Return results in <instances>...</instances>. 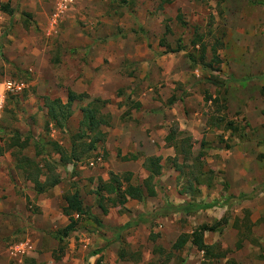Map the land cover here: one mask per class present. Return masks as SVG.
I'll list each match as a JSON object with an SVG mask.
<instances>
[{"label": "crops", "instance_id": "1", "mask_svg": "<svg viewBox=\"0 0 264 264\" xmlns=\"http://www.w3.org/2000/svg\"><path fill=\"white\" fill-rule=\"evenodd\" d=\"M58 1L0 0V4H7L10 10V13L0 10V34L1 30L4 29L3 25L12 26L7 38L10 40L12 51L16 49L14 52L21 54H24V48H27V53L31 54V56L38 53V46L33 45L32 47L30 39L34 37L35 33H39L42 37L53 38L54 47L58 48L62 55L66 53L68 62L71 63L72 67L77 65L80 56H82L83 60L79 62L81 71L75 73L72 81H66V83L63 81L64 86L67 87L65 97L60 96L59 99L54 98L51 100H59L62 104L65 103L67 91L75 95L84 93L87 97L102 101L112 99V106L104 104L99 110L101 115H108V124L100 127L104 137L103 142L100 144L101 148H97L102 151L104 161L102 162L101 157H96V159L101 161L103 167L107 168L110 165L111 170L109 172L115 174L128 172L133 173V175L137 174L144 179L146 172L141 167L143 160L151 156L160 157L158 163L160 171L153 180L154 196H144L141 201L127 199L121 211L119 207L108 208L105 215H101L96 208L97 210L92 211L91 214L98 219L99 224L85 219L86 222H82L80 228L71 232L73 235L68 239L69 249H65L66 251L64 250L60 257H55V253L47 252L43 253V255L34 251L41 247V243L45 244V241H41L44 231H51V229L54 231L62 228V225H58L60 227L57 228L53 220V218H58L59 221L61 210L59 213L58 210L53 208H41V213L38 216L37 214L34 215L31 221L34 222V227L30 230V233H34L38 237H32L34 241H31V238H25L31 252L26 251L25 254L28 255H23L22 258L30 256L27 260H30L31 264H82L85 255L87 264H93L98 257H101L105 263L122 264L121 261L117 260V252L121 246L120 236L125 230L131 228L141 231L147 230V233L144 236L142 235L141 238L142 241H145L150 229L152 233L157 234V232H160L161 226L165 224L163 230L169 226L174 233L173 240L168 237L171 246L178 235L189 234L206 221L199 214H205L209 207H202L212 204L215 201V197L222 195L230 198L244 197L247 199L256 186V184H253L252 170L248 169V167H251L254 159L257 158H261V160L259 163L255 162V166H264V0H218L217 2L220 13L218 34L220 37L218 36L219 39L213 51L219 60V77L222 75L221 78L226 82L223 84V89H226V93L224 92L223 109H225L223 112L229 119L233 120H236L234 114L238 112L239 119H244L247 130H250L252 135L246 137L243 134L237 137L230 134L228 130H220V127H210L197 113L189 114L186 117L180 114L174 118L179 123L177 132H180L182 136H189L196 145L200 144L199 141L206 130H212L214 134H222L224 142L222 149L214 151V154H216L214 156H217V159L211 163L210 167L215 172L223 171L227 189L222 191L218 186L216 190L210 193L206 192L205 188H200L199 198L202 202L195 201L198 206H196L192 214H187V208H184L187 195L176 193L175 183L172 182L175 172L170 167H164L166 159L174 156L173 147L166 140L169 133L168 120L166 118L168 116L172 120L174 111L153 109V107L158 105L157 99L154 100L155 102H151L148 99L149 104H151L150 113L147 110H141L145 107L146 94L155 97L152 94V87L155 89L161 85V83L155 85L157 79L161 80L162 78L166 85L164 89L159 88L158 94L164 93L160 98L162 100L167 99L166 103L168 99H172L173 102L174 99L168 97L167 94L168 86L171 87L170 81L179 80V69H186L188 66L183 63V49L180 47L173 48L174 44L170 37L169 29L162 25L160 12H156L154 15L151 13L153 11H150L149 14L143 17L140 16L141 2L144 0H72L71 5L52 24L51 14L56 8ZM126 1L131 3L134 1V4H136L132 12L124 13L123 8L116 15L106 12L107 8L104 7L105 5L109 6L116 3V5L121 6ZM179 1L176 0V2ZM172 2L163 3L157 1L155 8L159 10L164 5H171ZM28 21L31 23L29 26L27 25ZM105 22L110 23V32L106 33L110 36L106 37L105 45H100L98 38L99 36H105V32H102L105 29L103 24ZM126 22L138 23V25L144 26L145 29H149H144L148 38L147 42L143 40L140 43L141 39H139L140 42L138 40V42L136 41L132 44V34L124 37L122 33L126 32V27H124ZM17 35L22 38H17ZM127 42L129 43L126 44ZM44 44L45 42H41V52L46 50ZM95 53L98 55L92 58ZM102 58L110 61V69L116 67L114 70L123 71L128 68L134 71L133 74L136 76L134 87L133 85L129 86L130 83L126 82V75L123 73L115 77L110 71H106L108 69L100 68L102 66ZM97 67H99V70L93 72L94 68ZM157 73L160 77H157ZM145 75H147V78L143 80ZM184 80H187V78ZM208 85L212 88L211 97L215 98L216 95L213 91L215 86H220V84ZM120 86L124 88V95H120V98H117L118 96L114 95V92ZM130 88L132 90L136 88L137 90L136 93H132L130 100H132L133 108H138L139 110L135 112L137 110L132 109L131 115L120 120L125 106L123 104L120 105L119 102L120 99L124 102L128 97ZM206 103L211 102L207 101ZM153 104L155 105L153 106ZM114 113L116 114L115 117L112 116ZM118 114L120 115L118 116ZM231 116L234 117L231 118ZM135 117H137V122L132 120ZM148 118H152L153 122L158 124V127L154 123L151 125L150 120L147 123L148 125L144 126L145 123L142 122V119L147 120ZM114 121L122 122L111 124ZM225 145L228 148H224ZM136 165H140L139 168L136 169ZM99 174L100 178L98 180H107V174L104 172ZM55 187L51 189L54 194L57 192ZM258 194L264 198V189ZM1 195L6 196L5 204L13 201L15 197L12 185L8 186L6 184V186H2L0 184ZM54 197L56 196L54 195ZM204 197H208V199ZM4 203L1 204L3 210L13 212V207L4 206ZM255 204L254 201L241 202L240 209L250 208ZM258 209L263 213L264 205L256 208V210ZM246 215L249 216L248 211H246ZM197 216L200 219L196 220ZM221 216L218 213L214 221L219 220ZM182 218L188 221L192 227L188 226L186 228L187 225H185ZM257 218L258 215H250V224L255 223ZM160 219L161 221H159ZM5 220L0 221V233L9 234V237L13 234L14 223L10 225ZM178 220L180 221L179 223L177 222ZM195 220L197 221L196 225L193 224ZM149 223H154L152 228L149 227ZM156 223L158 224L157 227L155 226ZM63 226L65 225L63 224ZM84 228H89L91 230L90 234H87ZM236 236L237 231L227 221L220 233L204 232L202 234V242L207 246H212L213 253H223L227 248L232 249L233 245L238 243L236 242ZM262 238L264 240V237ZM166 243L167 245L169 244L168 241ZM1 244L4 245L6 243L0 240ZM247 244L248 241L246 240L242 242L244 247L242 252H246L245 246ZM259 244L264 247V241L259 242ZM251 245H254V243H251ZM183 247L179 264H200L202 261L206 264H226L227 256L225 255L217 259L207 258L204 260L202 253L196 251L189 241ZM109 250L112 251L109 252ZM259 251V261H256L257 259L251 256L252 263L253 259L255 260L254 264H264V248ZM154 252L155 254L151 255L153 259L155 257L154 260L162 258L158 254L160 252L156 250ZM4 254L3 248L0 247V256ZM6 254L9 258L8 248ZM21 261V258L16 260L17 263H21ZM138 262L134 263L138 264ZM21 264H23V261ZM245 264L250 263L246 261Z\"/></svg>", "mask_w": 264, "mask_h": 264}, {"label": "rangeland", "instance_id": "2", "mask_svg": "<svg viewBox=\"0 0 264 264\" xmlns=\"http://www.w3.org/2000/svg\"><path fill=\"white\" fill-rule=\"evenodd\" d=\"M157 1L158 0H144L141 2L140 16L143 17L149 14L150 11H153L151 13L154 15L156 12H160L159 15L162 17V25L169 29V34L174 44L173 48L180 47L183 49V63L188 65V69L180 68L179 80L170 81L171 87L168 86L167 94L168 97H172L174 99L171 105L168 106L166 103L167 99L162 100L160 98V96L162 97L164 93L158 94L159 88L164 89L166 86L164 80L161 78V80L157 79V83L155 84L159 85V83H161L159 88L153 89L152 87V94L155 95V97L146 94V98L144 100L145 107H143L144 109L141 110H147L149 112L151 104H149L148 99H150L151 102L157 99L156 102H158V105L153 107V109L174 111V114L172 113V120H170L168 116L166 118V120H168L167 124L169 129H178L179 123L174 119L176 115L182 114L186 117L189 114L197 113V115L200 116L206 122V124L209 122V117H224L227 121H231L233 123L232 127L235 128V130L229 131L230 134H233L237 137H239V135L242 136L243 134L246 137L251 136L252 133L250 130H247L244 119H239L238 112H235L234 116L236 117V120H233L229 119L223 112L225 108L222 110L220 108L221 105L224 104V92L226 93V89H223V84L226 82L223 78H221L222 75L219 77L218 63L210 62L212 55L214 54L213 49L216 48V42L220 37V35H218L220 26V13L217 3L218 0H180L179 2L174 0L171 5H164L159 10L155 8ZM135 6L136 4H134V1H132V3L126 1L125 4H122L121 6L113 3L109 6L105 5L104 7L107 8V13L116 15L117 13H120L121 8H123L124 13H127L132 12ZM30 24V21H28L27 25L29 26ZM103 24L105 25V29L102 32H105V36H99L98 39L100 40V45H105V39L109 35L106 33L110 32V23L105 22ZM124 27H126V32L122 34L124 37L132 34V44L133 42H138L139 39H141V42L139 40L140 43H142L143 40L147 42L148 38L146 32H144V26H140L138 23L132 24V22H126ZM3 28L4 29L1 30L0 34V82L4 79H11L21 82L24 85V89L19 94L5 95L3 107L0 112V144L4 145L6 143H11L12 134L18 133L22 139H27V147L23 151V154L26 157L37 161L40 159V157H43L46 154V151L49 149V147L46 146L47 141H54L65 149L69 148L70 137H72L78 130V123L81 119V108L92 100V98L87 97L84 93L79 94L82 95V97L77 98L71 103L68 109V118H66L64 123L58 127L54 126V124L49 121L45 115L44 105L46 100H51L54 98L59 99L60 96L63 98L65 97V91L67 90V87L64 86L63 81L65 83L66 81H72L75 73L81 71L79 62L82 61L83 58L80 56L79 62L76 65L78 67L75 65L72 67L71 63L68 62L66 53L62 55L59 49L54 47L53 38H46L45 36L42 37L39 33H35V35H33L34 37L30 39L32 41V47L33 45L38 46L37 54H32L31 56V54L27 53V48H24V54L14 52L16 49L12 51L10 40L7 38L12 26L9 27L8 25H3ZM19 34L21 35V33ZM20 35H17V38H22ZM193 41L197 42H195L193 45ZM41 42H45L44 45L46 50L43 52H41ZM128 43L129 42L126 44ZM201 47H203V52L201 53L203 58L199 60L198 57L201 52ZM97 55L98 54L95 53L92 58H95ZM188 55L192 56L195 64L188 61ZM70 57L72 56L70 55ZM202 63L205 65L211 63V66L204 70L198 65H201ZM110 65V61L102 58V66L100 68L108 69L106 71H110L115 77L123 73L126 75V82L130 83L129 86L133 85L134 87V79H136V76L133 74L134 71H131L128 68L124 69L123 71H118L114 70L116 67L110 69ZM210 69H215V71H210ZM98 70L99 67L94 68L93 72ZM214 73H216V75H214ZM188 75L189 77H187ZM158 76L160 77V75L157 73V77ZM205 77H212L214 81H217L218 84H220V86H215V90L213 91V93L216 95L215 103H206L207 101H204L205 97H211L212 95V88H210L208 85L209 83L204 80ZM146 78L147 75H145L143 80H146ZM186 78L187 80H184ZM117 80L119 79L117 78ZM123 89L124 88L121 86L118 87L115 90L114 95L118 96L117 98H120V95H124ZM133 90L130 88L129 95L124 100V102H122V99H120L119 104H123V106H125V110H123L124 112L121 114L120 120H123L124 118L131 115L130 113L133 111L132 109H134L131 104L132 100H130V96L132 93H136L137 90L136 88L134 91ZM112 104V99H109L106 103V105L109 106H112ZM154 105L155 104H153V106ZM134 110H137L135 112H138L139 109L137 108ZM119 115L120 114H118V116ZM112 116L115 117L116 114L114 113ZM234 116H231V118ZM132 120L137 122V117L133 118ZM149 120L150 124L153 125V119L148 118L147 120L142 119V122L145 123L144 126H146ZM121 122L122 121H114L111 122V124ZM154 125L158 127V124L154 123ZM222 127L223 123H220V130H222ZM201 141L203 143L202 152L204 153L202 159L200 160L203 166L202 170H212L210 165L217 159V156H214L216 155L214 154V151L223 148L224 142L222 140V134H214L212 130H206L199 142ZM192 147V154L195 155L198 151L199 145H196V143L192 141ZM99 148L101 147L99 146ZM36 151H40L39 157H35ZM9 153L10 152L7 151L0 156V184L2 186H6V184L8 186L12 185L15 198H13V201H10L9 204H5L4 202H6V196H0V221H4V219H6L5 221H8L10 225L14 223L15 230L12 229L13 234L9 237V234L0 233L1 242L6 243L4 245H0V247L3 248V253H5L4 255L0 256V264H21L22 261L23 264H31L30 260H27V258H30V256L27 258H22L23 255H28L25 254V252L22 255L16 254L15 256L8 254V258L6 250L7 248L9 249V247H12L16 244L26 243L25 238H31V241H34V238L38 237V235L30 233L32 227H34V222H31L34 215L37 214L38 216V214L41 213V208H53L58 210L60 213V208L63 205L61 197L66 193L73 192L74 190L77 191L82 204L89 208L90 213L97 210L92 192L98 183V179L100 178L99 173L104 172L108 175L111 167L109 165L106 168L101 165V161H98L96 157H101L100 159L103 162L104 160L102 158V151L100 149H96L95 151L88 153L73 165L67 164L66 167H56L55 171L60 177V183L55 187V190L57 191L56 194H54L52 190L43 194H35L32 190V185L24 181L21 174L14 170L13 159ZM50 156L54 161H57V155ZM171 159L172 158L166 159L164 167L172 168ZM180 160L181 157L178 156L176 163L177 165L181 166L180 170L176 171L172 168L173 172H175L172 182L175 183L176 193L186 186L185 180L190 179L189 174L194 175L195 173V169L190 166L191 160L184 162ZM260 160L261 158L254 159L253 165L248 167V169L252 170L254 177L253 184H256V186L253 188V192L248 195L247 199L244 197L230 198L228 196H222L219 194L220 196L214 198L215 201L210 204L209 208L205 211V214H199L201 215L200 217L206 219L204 222L205 224H211L214 221L216 215L220 213L222 215L221 218L225 217V224L227 221H229L231 226L237 231L236 242L240 243V247L235 248L234 244L232 249L227 248L223 253H221L222 255L227 256L226 264H245L246 261L250 264H254L255 260L253 259L252 263L251 256H254L257 259L256 261H259V250L264 248L259 244V242L264 241L262 238L264 237V226H262L264 225V212L261 213L260 209L256 210V208H260L261 205H264V198L258 194L264 189V166H255V162L259 163ZM136 166L137 167L135 168L137 169L140 165ZM212 171L213 179L211 187L208 189L205 188L206 192L212 193L218 188V186L220 187V190L225 191L227 189V182L225 181L223 171ZM141 179L142 178H140L137 174L133 175L132 173L130 182L131 184H139ZM200 188L204 189L203 186L199 187V189ZM54 195L56 197H54ZM186 195V201L189 200L191 203H195V201L200 203L202 202L199 198L200 194L194 199L191 198L192 195L189 196L190 193ZM204 198L208 199V197ZM246 201H254L256 204L250 208L240 209L241 202ZM2 203H4V206L8 205L11 206V208L13 207V212H8L9 210L7 212L6 210L4 211L1 207ZM235 209H237V211H235ZM246 211H248L249 216L246 215ZM250 215H258L255 223L250 224ZM182 219L185 222V225H187L186 228L191 225L184 218ZM197 219H200L199 216H197L196 220ZM53 220L57 228L60 227L58 225H62L63 227V224H67V219L62 214L59 216V221L58 218H53ZM196 220L193 223L194 225L197 224ZM84 221L86 222L85 218H77L75 230L80 228L82 222ZM159 221H161V219ZM177 222L179 223L180 221L178 220ZM153 225L154 223H149L150 228H152ZM157 225L158 224L156 223L155 226L157 227ZM164 227L165 224L161 226V230L160 232H157V234L152 233V230L150 229L149 235L145 241H142L141 238L142 235L144 236L147 233V230L141 231L136 230V228L125 230L120 236V251L125 252V256L131 255L138 257V264H179L180 253L184 247L178 251L171 250L168 237L173 240L174 233L169 226L167 229L163 230ZM84 230L87 234H90L91 230L89 228H84ZM51 231L53 230L51 229ZM51 231H44L41 241H45V244L41 243V247L34 250L35 252H38V254H45L47 252L53 254V252H56V242L50 235ZM71 235L73 234L70 233L65 239L66 246L64 250L68 248V239ZM154 235H156L155 238ZM244 240L248 241V244L245 246L246 252H242L244 249L242 242ZM166 241H168V245ZM251 243H254V245H251ZM26 245H28V243ZM156 247L160 249V253L158 254L162 256V258L164 257L163 259L160 258L157 260L156 258V260H154L155 257L154 259L152 258L153 256L151 257L152 254H155L154 249H156ZM26 251L31 252V250ZM110 251L112 250H109V252ZM105 256L107 255L105 254ZM20 258L22 259L21 263H17L16 260ZM85 258L86 256L84 255L82 264H87ZM134 262L135 261L130 260L121 261L122 264H135Z\"/></svg>", "mask_w": 264, "mask_h": 264}, {"label": "trees", "instance_id": "3", "mask_svg": "<svg viewBox=\"0 0 264 264\" xmlns=\"http://www.w3.org/2000/svg\"><path fill=\"white\" fill-rule=\"evenodd\" d=\"M158 2L170 3L172 0H158ZM0 10L2 12L10 13L7 4H0ZM193 41L192 44L194 45ZM217 44V43H216ZM199 60L203 58L202 52L203 47L200 49ZM188 61L195 64L191 55H188ZM211 63H219L218 58L215 53L212 55L210 60ZM198 64L201 69H206L210 64ZM217 70V69H216ZM210 71H215V69H210ZM209 84H218L214 81L212 77H205L204 79ZM82 95H75L70 91H67L66 102L61 103L59 100H46L44 105L46 111V117L51 121L54 126H60L64 123V120L68 118V109L71 103L77 98H81ZM204 101H210L215 103V98L205 97ZM107 101H102L93 98L89 103L81 108V119L78 123L77 132L70 137L69 148L65 149L61 147L58 143L54 141H47L46 146L49 149L43 157L39 160H33L26 157L23 151L27 147V139L21 138L18 133H13L11 138V143H6L4 145L0 144V156L9 151L11 158L13 159V168L18 171L24 181L32 185V190L35 194H43L50 191L53 187L60 183V177L55 171L56 167H66L67 164L73 165L81 158L86 156L88 153L95 151L99 148L100 144L103 142L104 135L100 131L101 126L108 124V115H101L100 108L106 104ZM168 104L172 103V99H168ZM223 109V105L220 107ZM215 121V123H214ZM220 123H223V131L235 130L233 123L227 121L224 117H209L208 125L210 127H220ZM166 140L168 144L173 147L174 156L171 159L172 168L176 171L180 170V165H177L176 161L178 156L181 157L182 162L191 160V167L195 169L194 175L189 174L190 179H186V186L178 191V194L186 195L190 193L191 198L198 197L200 194L199 187L203 186L208 189L211 187L213 179V171L209 169L202 170L201 159L204 155L202 152V141L199 144L198 151L195 155L192 154V141L189 136H182L177 129H169ZM224 148H228L227 145ZM40 151L35 152V157H39ZM50 155H57V161H54ZM160 157H147L143 160L141 167L146 172V177L140 181L139 184H131L130 176L128 172L122 174H115L112 172L108 173V178L106 181L98 180V183L93 190L92 194L94 197V202L96 208L100 211L101 215H105L108 208L122 207L127 199L141 201L144 196L152 197L154 196L153 191V180L159 174ZM190 168V167H189ZM192 193V194H191ZM62 207L60 208L61 214L66 217L67 224L60 229L54 230L50 233L52 239L56 242V252L55 257H60L66 246L65 239L69 234L75 230L77 225V218L88 219L95 224H99V221L94 217L88 207L82 204L78 193L74 190L71 193H66L62 197ZM184 208H187V214H192L198 206L196 203H191L189 200L185 202ZM210 205H205L207 208ZM178 208V207H177ZM193 209V211H192ZM191 211V212H190ZM76 216V218H74ZM225 218V217H224ZM223 217L217 221H213L211 224L202 223L193 229L189 234H180L177 236L175 241L170 246L171 250H181L183 245L189 241L190 245L195 248L196 251L202 253L203 259L207 258H219L223 256L221 253H213V247L207 246L202 242V234L204 232H216L220 233L223 226L225 225V219ZM235 248H239V243H236ZM157 252L160 249L156 247ZM117 260H130L137 261L136 256H125V252H117ZM93 264H110L102 261L101 257H98ZM200 264H206L201 262Z\"/></svg>", "mask_w": 264, "mask_h": 264}, {"label": "built area", "instance_id": "4", "mask_svg": "<svg viewBox=\"0 0 264 264\" xmlns=\"http://www.w3.org/2000/svg\"><path fill=\"white\" fill-rule=\"evenodd\" d=\"M72 0H59L56 8L51 14V23L54 24L58 18L63 14ZM24 89V85L21 82H17L11 79H5L0 82V112L3 107V102L6 94H19ZM27 243H19L12 247H9V254L15 256L16 254L22 255L26 250H29Z\"/></svg>", "mask_w": 264, "mask_h": 264}]
</instances>
